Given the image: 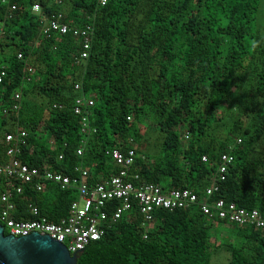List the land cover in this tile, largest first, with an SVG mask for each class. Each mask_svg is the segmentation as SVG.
<instances>
[{"label": "trees", "instance_id": "16d2710c", "mask_svg": "<svg viewBox=\"0 0 264 264\" xmlns=\"http://www.w3.org/2000/svg\"><path fill=\"white\" fill-rule=\"evenodd\" d=\"M0 21L1 160L4 134L19 128L21 163L71 178L82 169L91 186L117 173L107 151L134 150L130 173L166 193L202 195L216 182L211 203L264 213V0H0ZM86 28L81 59L73 34ZM78 99L93 102L90 132L74 113ZM223 154L232 162L219 181ZM10 183L0 175V194ZM46 186L22 185L14 217L28 219L29 204L52 222L66 217L76 193ZM218 247L227 264H264L263 230L208 219L196 206L157 209L144 226L133 204L77 264H211Z\"/></svg>", "mask_w": 264, "mask_h": 264}, {"label": "built area", "instance_id": "2783aa9c", "mask_svg": "<svg viewBox=\"0 0 264 264\" xmlns=\"http://www.w3.org/2000/svg\"><path fill=\"white\" fill-rule=\"evenodd\" d=\"M5 1H3L4 3ZM106 0H99L104 5ZM15 6H11L14 10ZM34 11L38 6L33 7ZM3 22L0 21V37L2 35ZM53 30L58 29L56 23H51ZM60 32H66V26H60ZM74 36L81 40V59H86L90 48L89 28L74 31ZM18 55V59H21ZM30 72V69H28ZM6 71L0 69V86L4 82ZM78 89V86L75 87ZM14 111H18L21 101V93L14 94ZM91 100L78 99L74 107V113L81 118L82 131L90 132L87 108L92 106ZM94 131V130H93ZM27 137L25 131L16 128L14 132L5 133L3 144L5 146V158L0 159V175L11 183L0 194V225L4 232L14 237L28 236L31 233L46 235L52 240L63 244L72 254H81L92 242L102 238L105 228H109L120 220L125 213L136 204L138 213L144 226L153 221V213L157 209L174 211L187 209L192 206L199 208L200 212L208 217L233 223L238 227L253 226L264 231V213L257 209L246 210L234 203H225L219 199L210 202L211 197L217 191L218 185H209L202 195H198L190 189H173L164 192L162 188L152 182H145L137 174L130 173L136 154L134 150H128L125 154L118 149L107 151L118 167L117 173L109 175L106 179L89 186L85 178L87 172L79 169V176L71 178L63 173L53 172L46 168H30L19 161V147L24 144ZM240 141V140H239ZM238 141V142H239ZM83 153V148L77 149V155ZM62 157L59 156V159ZM202 162H206V156H202ZM232 162V157L223 154L217 169V180H224L227 166ZM19 182L20 184L14 183ZM22 185H33L37 192H42L47 186H56L62 191H73L77 199L69 205L68 214L58 222H52L42 216L37 206L29 204L27 208L28 219L14 217L15 206L12 202L13 194L20 195L23 192ZM113 201L118 206H112Z\"/></svg>", "mask_w": 264, "mask_h": 264}, {"label": "water", "instance_id": "95a60500", "mask_svg": "<svg viewBox=\"0 0 264 264\" xmlns=\"http://www.w3.org/2000/svg\"><path fill=\"white\" fill-rule=\"evenodd\" d=\"M81 254L71 255L63 244L46 235L5 234L0 225V264H77Z\"/></svg>", "mask_w": 264, "mask_h": 264}, {"label": "rangeland", "instance_id": "374dc122", "mask_svg": "<svg viewBox=\"0 0 264 264\" xmlns=\"http://www.w3.org/2000/svg\"><path fill=\"white\" fill-rule=\"evenodd\" d=\"M259 16H260L259 18V21H260V19L263 17L262 11L260 12ZM261 24H263V22L260 21L259 25ZM220 237L221 239H227L228 231L220 232ZM227 259H228V254L225 252L224 248L218 247V248H215L212 252L211 264H227Z\"/></svg>", "mask_w": 264, "mask_h": 264}]
</instances>
